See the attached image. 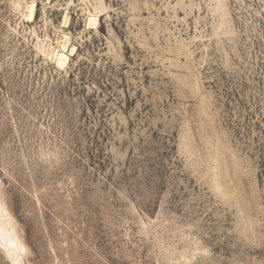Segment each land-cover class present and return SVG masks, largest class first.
Listing matches in <instances>:
<instances>
[{"label":"rangeland","instance_id":"rangeland-1","mask_svg":"<svg viewBox=\"0 0 264 264\" xmlns=\"http://www.w3.org/2000/svg\"><path fill=\"white\" fill-rule=\"evenodd\" d=\"M0 264H264V0H0Z\"/></svg>","mask_w":264,"mask_h":264}]
</instances>
